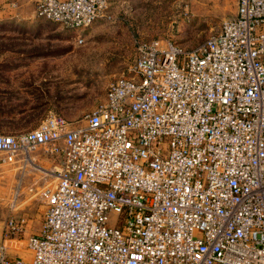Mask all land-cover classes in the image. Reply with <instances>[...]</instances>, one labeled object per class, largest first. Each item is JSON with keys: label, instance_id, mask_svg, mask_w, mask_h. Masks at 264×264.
I'll list each match as a JSON object with an SVG mask.
<instances>
[{"label": "built area", "instance_id": "obj_1", "mask_svg": "<svg viewBox=\"0 0 264 264\" xmlns=\"http://www.w3.org/2000/svg\"><path fill=\"white\" fill-rule=\"evenodd\" d=\"M36 14L112 18L110 0H37ZM39 151L59 160L41 227L23 247L25 219L8 218L0 264H264V0H238L193 48L139 42L81 119L0 133V165L25 171Z\"/></svg>", "mask_w": 264, "mask_h": 264}, {"label": "rangeland", "instance_id": "obj_2", "mask_svg": "<svg viewBox=\"0 0 264 264\" xmlns=\"http://www.w3.org/2000/svg\"><path fill=\"white\" fill-rule=\"evenodd\" d=\"M237 6L238 0H110L111 19L75 29L45 18L0 19V133L32 129L50 112L81 119L105 99L112 81L128 74L139 42L171 39L193 48L235 17ZM34 156L25 171L0 165V241L8 218L21 216L26 233L16 245L23 247L39 232L43 188L55 184L59 161L43 151Z\"/></svg>", "mask_w": 264, "mask_h": 264}, {"label": "crops", "instance_id": "obj_3", "mask_svg": "<svg viewBox=\"0 0 264 264\" xmlns=\"http://www.w3.org/2000/svg\"><path fill=\"white\" fill-rule=\"evenodd\" d=\"M36 2L37 0H0V19H23L28 21H34L38 17L36 14ZM25 192H28L26 188ZM25 197H30L29 193ZM27 198V199H28Z\"/></svg>", "mask_w": 264, "mask_h": 264}]
</instances>
